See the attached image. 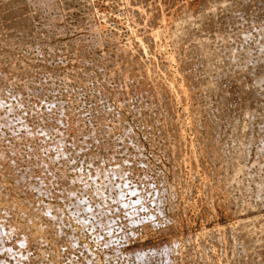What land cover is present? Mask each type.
<instances>
[{
	"label": "rangeland",
	"instance_id": "374dc122",
	"mask_svg": "<svg viewBox=\"0 0 264 264\" xmlns=\"http://www.w3.org/2000/svg\"><path fill=\"white\" fill-rule=\"evenodd\" d=\"M262 21L264 0H0V263L264 264V93L230 76L264 78Z\"/></svg>",
	"mask_w": 264,
	"mask_h": 264
},
{
	"label": "bare ground",
	"instance_id": "6f19581e",
	"mask_svg": "<svg viewBox=\"0 0 264 264\" xmlns=\"http://www.w3.org/2000/svg\"><path fill=\"white\" fill-rule=\"evenodd\" d=\"M225 1H227V0H225ZM229 1H231V0H229ZM234 1H236V0H234ZM244 1H245V0H244ZM222 2H223V1H222ZM243 3H245V2H243ZM223 4H224V3H223ZM250 4H251V3H250ZM217 5H218V4H217ZM221 5H222V4H221ZM239 5H240V4H239ZM147 6H148V5H147ZM218 6H219V5H218ZM216 7H217V6H216ZM219 7H220V6H219ZM249 7H250V6H249ZM137 8H138V7H137ZM205 8H206V7H205ZM214 9H215V8H214ZM252 9H253V8H252ZM151 10H152V9H151ZM193 10H194V9H193ZM230 10H231V8H230ZM232 10H233V9H232ZM153 11H154V10H153ZM194 11H195V10H194ZM207 11H209V10H207ZM217 11H218V9H217ZM181 12H182V11H181ZM233 12H234V11H233ZM239 12H240V11H239ZM198 13H199V12H198ZM190 14H191V13H190ZM202 14H203V13H202ZM202 14H201V15H202ZM205 14H206V13H205ZM228 14H229V13H228ZM236 14H237V13H236ZM198 15L200 16V13H199ZM211 15H212V14H211ZM232 15H233V14H232ZM232 15H231V16H232ZM185 16H186V15H185ZM185 16H184V17H185ZM188 16H189V15H188ZM237 16H238V15H237ZM138 18H139V17H138ZM204 18H205V16H204ZM223 18H224V17H223ZM245 18H246V17H245ZM170 19H171V18H170ZM186 19H187V18H186ZM194 19H195V18H194ZM242 19H243V18H242ZM189 20H190V19H189ZM189 20H188V21H189ZM152 21H153V20H152ZM174 21H175V20H174ZM198 21H199V20H198ZM201 21H202V20H201ZM176 22H177V21H176ZM176 22H175V23H176ZM179 22H180V20H179ZM189 22H190V21H189ZM199 22H200V21H199ZM257 22H258V21H257ZM190 23H191V22H190ZM200 23H201V22H200ZM235 23H236V22H235ZM237 23H238V22H237ZM239 23H240V22H239ZM262 23H264V22L262 21ZM191 24H192V23H191ZM197 24H198V23H197ZM257 24H258V23H257ZM213 25H214V24H213ZM194 26H195V25H194ZM245 26H246V25H245ZM202 27H203V26H202ZM250 27H251V26H250ZM257 27H258V25H257ZM174 28H175V27H174ZM176 28H177V26H176ZM195 28H196V27H195ZM200 28H201V26H200ZM223 28H224V27H223ZM228 28H229V27H228ZM203 29H204V28H203ZM170 30H171V29H170ZM183 30H184V29H183ZM171 31H172V30H171ZM206 31H207V30H206ZM244 31H245V30H244ZM142 32H143V31H142ZM145 32L147 33L146 30H145ZM178 32H179V31H178ZM184 32H185V30H184ZM189 32H190V31H189ZM254 32H255V31H254ZM186 34H187V33H185V35H186ZM213 34H214V33H213ZM240 34H241V33H240ZM244 34H245V33H244ZM244 34H243V36H244ZM246 34H247V33H246ZM246 34H245V35H246ZM180 35H181V34H180ZM185 35H184V36H185ZM187 35H189V34H187ZM250 35H251V34H250ZM261 35H262V34H261ZM261 35H260V36H261ZM143 36H144V35H143ZM215 36H216V35H215ZM153 37H155V36H153ZM181 37H183V35H181ZM185 37H186V36H185ZM241 37H242V36H241ZM248 37H251V36H248ZM263 37H264V36H263ZM148 38H149V37H148ZM148 38H147V39H148ZM228 38H229V37H228ZM174 39H175V38H174ZM188 39H189V37H188ZM188 39H187V40H188ZM241 39H242V38H241ZM256 39H257V38H256ZM190 40H192V38H190ZM224 40H225V39H224ZM230 40H231V39H230ZM244 40H245V38H244ZM253 40H254V38H253ZM257 40H258V39H257ZM227 41H228V40H227ZM237 41H238V40H237ZM195 42H196V41H195ZM195 42H194V43H195ZM224 42H225V41H224ZM232 42L234 43V41H232ZM263 42H264V41H263ZM204 43H205V40H204ZM221 43H222V41H221ZM240 43H241V42H240ZM196 44H197V43H196ZM214 44H215V43H214ZM222 44H223V43H222ZM222 44H221V45H222ZM245 44H246V43H245ZM255 44H256V42L254 43V46H255ZM257 44H258V43H257ZM260 44L262 45L261 42L259 43V45H260ZM174 45H175V44H174ZM174 45H173V46H174ZM240 45H242V43H241ZM252 45H253V44H252ZM259 45H258V46H259ZM179 46H180V44H179ZM184 47H185V46H184ZM200 47H201V46H200ZM239 47H242V46H239ZM243 47H244V44H243ZM243 47H242V48H243ZM259 47H260V46H259ZM219 48H220V47H219ZM244 48H245V50H246V47H244ZM261 48H262V50H261L262 52L260 51L261 53H259V55H257L258 53H257V54L255 53V54H256L257 56H259L258 59L260 58L261 61H262V60H264V49H263L264 47H261ZM250 49H251V48H250ZM259 49H260V48H259ZM205 50H206V49H205ZM235 50H236V49H235ZM241 50H242V49H241ZM243 50H244V49H243ZM252 50H253V49H252ZM201 51H202V50H201ZM211 51H212V50H211ZM231 51H232V50H231ZM233 51H234V50H233ZM246 52L248 53V52H251V51L248 50V51H245V53H246ZM255 52H256V51H255ZM176 53H177V52H176ZM204 53H205V51H204ZM207 53H208V52H207ZM209 53H210V52H209ZM226 53H227V52H226ZM247 53H246V54H247ZM232 54H233V53H232ZM246 54H245V56H243V58L246 57ZM177 55H178V54H177ZM179 55H180V54H179ZM200 55H201V54H200ZM234 55H235V53H234ZM234 55H233V56H234ZM240 55H241V56L243 55L242 52H241V54H239V56H240ZM247 55L249 56V53H248ZM208 56H209V55H208ZM239 56H238V57H239ZM257 56H254L252 61H254V58L256 59ZM177 57H178V56H177ZM198 57H199V56H198ZM228 57H229V56H228ZM234 57H236V56H234ZM249 57H250V56H249ZM204 58H205V57H204ZM236 58H237V57H236ZM188 59H189V58H188ZM232 59H233V58H232ZM247 59H248V58H247ZM247 59H246V60H247ZM258 59H257V60H258ZM260 59H259V60H260ZM184 60H185V59H184ZM190 60H191V59H190ZM58 61H59V60H58ZM212 61H213V60H212ZM233 61H234V60H232L231 62H233ZM237 61H238V60H237ZM240 61H241V60H240ZM244 61H245V60H244ZM249 61H250V60H249ZM193 62H194V61H193ZM231 62H230V63H231ZM234 62H235V61H234ZM245 62H246V61H245ZM197 63H198V62H197ZM204 63H206V62H204ZM256 63H257V62H256ZM262 63H263V62H262ZM233 64H235L234 66H236L237 63H233ZM247 64H248V63H247ZM254 64H255V63H254ZM254 64H252V65H254ZM263 64H264V63H263ZM238 65H239V64H238ZM238 65H237V66H238ZM241 65H242V63H241ZM256 66H257V65H256ZM183 67H184V66H183ZM210 67H212V66H210ZM238 67H239V66H238ZM238 67H235V68H233V69L236 70ZM254 67H255V66H254ZM254 67H253V68H254ZM189 68H190V67H189ZM216 68H217V67H216ZM205 69H206V68H205ZM256 69H258V68H256ZM235 70H232V75H230V76H231V79L238 78V81L236 80L237 83H239V81H240L241 79H243V81L241 80L242 82H240V83H242L241 86L243 85V92H244V94H245L246 96L253 97V99H256V98L258 99L257 96H261V95H257V92H260V93L262 92V93H264V80H263L264 78H263L262 76H261L262 79H261L260 77H259V78H256V77H258V76L255 75V76H256V77H254V78H255V81L252 80V81H254V83H251V82H252L251 80H249V82H248V80H246V79H248V78L244 79V77H243V73H242L243 71H241L240 74L238 73V72H240L241 69H240V70L237 69V70H239L238 72L235 71ZM233 71H234V72H237L238 75H236L237 73H235V74L233 75ZM244 71H245V70H244ZM216 72H217V71H216ZM216 72H215V73H216ZM250 72H251V71H249V73L246 72V73H247V75H246L247 77H249L248 74L252 75L253 72H252V73H250ZM246 73H245V74H246ZM179 74H180V73H179ZM186 74H187V73H186ZM204 74H205V73H204ZM263 74H264V73H263ZM216 75H217V74H216ZM223 75H224V74H223ZM260 75H261V74H260ZM253 76H254V75H253ZM263 76H264V75H263ZM186 77H187V76H186ZM224 77H225V76H224ZM254 78H253V79H254ZM250 79H251V78H250ZM250 81H251V82H250ZM233 82L235 83V80H234ZM250 83H251L252 85H251ZM253 84H254V85H253ZM234 85H235V84H234ZM241 86H239V87L242 88ZM250 86H251V87H250ZM200 87H201V86H200ZM155 88H156V87H155ZM195 88H196V87H195ZM201 88H202V87H201ZM258 88H261V89H258ZM188 90H189V89H188ZM192 90H193V89H192ZM199 90H200V89H199ZM236 90H237V89H236ZM241 90H242V89H241ZM201 91H202V89H201ZM147 92H148V91H147ZM208 92H209V91H208ZM224 92H225V91H224ZM231 92H232V91H231ZM241 92H242V91H241ZM234 93H236V91H235ZM237 93H239V91H237ZM237 93H236V94H237ZM262 93H261V94H262ZM228 94H229V93H228ZM232 94H233V92H232ZM258 94H259V93H258ZM233 95H235V94H233ZM242 95H243V93H242ZM263 95H264V94H263ZM263 95H262V96H263ZM200 96H201V95H200ZM237 96H239V95H237ZM140 97H141V96H140ZM232 97L235 98V96H232ZM239 97H241V96H239ZM242 97H243V96H242ZM150 98H151V97H150ZM247 98H248V97H247ZM236 99H237V98H235V100H236ZM238 99H240V98H238ZM238 99H237V100H238ZM248 99H249V100H248ZM248 99H247V100L250 101L249 103H251V101H252V103H253V99H252V100H251L250 98H248ZM257 99H256V100H257ZM188 100H189V99H188ZM247 100L245 99V103H248ZM150 101H151V100H150ZM231 101H232V99H231ZM233 101H234V100H233ZM237 102H238V101H237ZM241 102H243V100H242ZM151 103H152V102H151ZM229 103H230V102H229ZM238 103H239V102H238ZM245 103H244V104H245ZM252 103H251V104H252ZM254 103H255V100H254ZM254 103H253V104H254ZM214 104H216V103H214ZM19 105H20V104H19ZM163 105H164V104H163ZM166 105H167V104H166ZM246 105H247V104H246ZM249 105H250V104H249ZM249 105H248V106H249ZM208 106H209V105H208ZM248 106H247V107H248ZM250 106L252 107V105H250ZM250 106H249V107H250ZM214 107H215V106H214ZM260 107H261V106H260ZM263 107H264V106H263ZM20 108H21V107H20ZM152 108H153V107H152ZM155 108H156V106H155ZM11 109H12V108H11ZM24 109H25V108H24ZM150 109H151V108H150ZM202 111H203V110H202ZM216 111H217V110H216ZM252 111H253V110H252ZM253 112H254V111H253ZM253 112H252V114H253ZM197 114H198V113H197ZM195 115H196V114H195ZM203 115H205V114H203ZM206 115H207V114H206ZM242 115H243V113H242ZM245 115H246V114H245ZM245 115H244V116H245ZM247 115H248V114H247ZM263 115H264V114H263ZM218 116H219V115H218ZM198 118H199V117H198ZM198 118H197V119H198ZM216 119H217V118H216ZM193 120H194V119H193ZM215 121H216V120H215ZM216 122H217V121H216ZM263 123H264V122H263ZM74 128H75V127H74ZM72 129H73V126H72ZM78 129H79V128H78ZM210 130H211V129H210ZM204 132H205V131H204ZM230 142H231V141H230ZM211 147H212V146H211ZM14 148H15V147H14ZM2 151H3V150H2ZM9 151H10V150H9ZM212 152H213V151H212ZM17 154H18V153H17ZM32 154H33V153H32ZM10 155H11V154H10ZM30 155H31V154H30ZM10 157H11V156H10ZM27 157H28V156H27ZM10 160H12V159H10ZM27 161H29V160L27 159ZM16 162H17V161H16ZM32 162H33V161H32ZM12 163H13V162H12ZM211 163H212V162H211ZM263 163H264V162H263ZM5 164H6V163H5ZM20 164H21V163H20ZM16 165H17V164H16ZM32 165H33V164H32ZM34 165H35V162H34ZM17 168H19V167H17ZM16 170H17V169H16ZM237 170H238V169H237ZM25 172H26V171H25ZM14 173H15V172H14ZM233 173H234V172H233ZM20 174H21V173H20ZM32 174H33V173H32ZM245 174H246V173H245ZM27 175H28V174H27ZM29 175H31V174H29ZM37 176H38V175H37ZM245 176H246V175H245ZM19 177H20V176H19ZM28 177H29V176H28ZM28 177H27V178H28ZM27 178H26V179H27ZM30 178H31V177H30ZM23 179H24V178H23ZM31 179H32V178H31ZM32 180H34V179H32ZM37 180H38V179H37ZM257 180H258V179H257ZM34 181H35V180H34ZM38 181H39V180H38ZM21 182H22V178H21ZM29 182H30V181H29ZM238 182H240V181H238ZM257 182H258V181H257ZM23 183H25V182H23ZM259 183H260V185H261V184H263V181L261 180V182H260V180H259ZM26 184H28V183H26ZM40 184H41V183H40ZM237 184H238V183H237ZM21 185H22V184H21ZM34 185H35V184H34ZM15 186H17V185H15ZM18 186H19V184H18ZM27 186H29V185H27ZM30 186L32 187V184H31ZM30 186H29V187H30ZM37 186H38V185H37ZM241 186H242V185H241ZM255 186H256V185H255ZM261 186H262V185H261ZM2 187H3V186H2ZM21 187H22V186H21ZM244 187H245V186H244ZM244 187H243V188H244ZM259 187H260V186H259ZM27 188H28V187H27ZM245 188H246V187H245ZM256 188H257V187H256ZM35 189H36V188H35ZM35 189H33V190H35ZM46 189H48V188H46ZM257 189H258V188H257ZM260 189H261V188H260ZM30 190H32V188H31ZM36 190H37V189H36ZM39 190H40V189H39ZM44 190H45V188H44ZM247 192H248V190H247ZM226 193H227V192H226ZM229 193H230V192H229ZM259 193H260V191H259ZM5 194H6V193H5ZM94 194H95V192H94ZM227 194H228V193H227ZM258 196H259V194H258ZM263 196H264V195H263ZM99 199H100V198H99ZM20 205H21V204H20ZM15 206H16V205H15ZM0 207H1V206H0ZM11 208H12V206H11ZM27 208H28V207H27ZM6 210H7V209H6ZM17 210H18V209H17ZM31 214H32V213H31ZM0 216H1V215H0ZM30 216H31V215H30ZM38 216H39V215H38ZM3 217H4V216H3ZM37 218H39V217H37ZM44 218H45V217H44ZM37 220H38V219H37ZM30 221H31V220H30ZM32 221H33V220H32ZM241 222H242V221H241ZM0 223H1V222H0ZM39 223H40V222H39ZM235 223H236V222H235ZM235 223H234L235 227H236V226L238 227L239 223H238V224H237V223L235 224ZM244 223H245V222H244ZM240 224H241V223H240ZM248 224H249V223H248ZM245 225H246V224H244V225H240V226H245ZM222 226H223V225H222ZM231 226H232V228H233V225H232V224H231ZM231 226H229L228 228L230 229ZM0 227H1V226H0ZM4 227H6V226H4ZM4 227H3V229H4ZM16 227H17V226H16ZM219 227H220V226L218 225L217 228L219 229ZM237 227L235 228V230H233L234 228H233V229L231 228V229L234 231V234H232V235H234V237H233L234 239H236V235H235V234H236L237 231L239 230ZM217 228H214V230L216 231ZM242 228H243V227H242ZM242 228L240 227V229H242ZM246 228H247V226H246ZM253 228H254V227H253ZM6 229H7V228H6ZM210 229H211V228H210ZM210 229H208V231H210ZM212 229H213V228H212ZM212 229H211V230H212ZM218 229H217L216 232H218V231L220 230V229H219V230H218ZM236 229H237V231H236ZM243 229H244V228H243ZM243 229L241 230L242 232L245 230V229H244V230H243ZM249 229H250V228H249ZM249 229H248V230L246 229L243 233L240 231L241 234L239 233V235H240L239 238H241V240H244L245 238L248 240V239L250 238V237H249ZM18 230H19V229H18ZM18 230H17V231H18ZM69 230H70V229H69ZM205 230H206V229H205ZM225 230H227V229H225ZM54 231H55V230H54ZM71 231H72V230H71ZM202 231H203L204 234H207L206 232H204V230H202ZM206 231H207V230H206ZM208 231H207V232H208ZM215 231H214V232H215ZM251 231H252V230H251ZM197 232H199V231H197ZM211 232H212V231H211ZM229 232H231V230H229ZM229 232H228V233H229ZM26 233H27V232H26ZM67 233H68V231H67ZM219 233H220V232H219ZM219 233L216 234V235L213 234V233H212V234H213V236L215 235V236L219 237V235H220ZM232 233H233V232H232ZM29 234H30V233H29ZM29 234H28V235H29ZM200 234H201V233H200ZM200 234H199V236H200ZM208 234H209V233H208ZM230 234H231V233H230ZM237 234H238V233H237ZM250 234H251V232H250ZM4 235H5V234H4ZM71 235H72V234H71ZM210 235H211V233H210ZM239 235H238V236H239ZM30 236H31V235H30ZM68 236H69V235H68ZM195 236H196V235H195ZM195 236H194V237H195ZM211 236H212V235H211ZM241 236H242V237H241ZM37 237H38V236H37ZM184 237H185V236H184ZM197 237H198V236H197ZM13 238H14V237H13ZM40 238H41V237H40ZM174 238H175V237H174ZM223 238H224V237H223ZM230 238H232V236H231ZM233 238H232V240H234ZM242 238H244V239H242ZM1 239H2V242H3V238H1ZM51 239H52V238H51ZM205 239H206V238H205ZM215 239H216V238H215ZM56 240H57V239H56ZM173 240H174V239H173ZM217 240H218V239H217ZM217 240H216V242H217ZM236 240H237V239H236ZM241 240H240V241H241ZM46 241H47V240H46ZM174 241H175V240H174ZM234 241H235V240H234ZM249 241H250V240H249ZM42 242H43V241H42ZM55 242H56V241H55ZM65 242H66V241H65ZM166 242H167V241H166ZM235 242H236V241H235ZM235 242H234V243H235ZM241 242H243V241H241ZM0 243H1V241H0ZM3 243H4V242H3ZM19 243H20V242H19ZM29 243H30V242H29ZM169 243H171V242L169 241ZM169 243H168V244H169ZM236 243H237V242H236ZM246 243H247V242H246ZM39 244H40V243H39ZM171 244H173V243H171ZM188 244H189V243H187V245H188ZM241 244H243V243H241ZM244 244H245V243H244ZM249 244H250V242H249ZM1 245H2V244H1ZM1 245H0V246H1ZM10 245H11V242H10ZM18 245H19V244H18ZM24 245H25V244H24ZM24 245H23V246H24ZM233 245H235V244H233ZM12 246H13V245H12ZM23 246H22V247H23ZM46 246H47V245H46ZM165 246H166V245H165ZM168 246H169V245H168ZM176 246H177V245H176ZM238 246L241 247L242 245L240 246V245H239V242H238ZM248 246H250V245H248ZM5 247H6V246H5ZM7 247H8V246H7ZM15 247H16V246H15ZM74 247H75V246H74ZM173 247H175V244H174ZM191 247H192V246H191ZM203 247H204V246H203ZM233 247H234V246H233ZM1 248H2V247H1ZM1 248H0V249H1ZM8 248H9V247H8ZM13 248H14V247H13ZM23 248H24V247H23ZM155 248H156V247H155ZM157 248H158V247H157ZM165 248H166V247H165ZM167 248H169V247H167ZM180 248H181V247H180ZM234 248H235V247H234ZM61 249H62V248H61ZM68 249H69V248H68ZM150 249H151V248H150ZM158 249H159V248H158ZM173 249H174V248H173ZM231 249H232V248H231ZM240 249H241V248H240ZM20 250H21V249H20ZM23 250H24V249H23ZM84 250H85V249H84ZM159 250H160V249H159ZM185 250H186V249H185ZM233 250H234V249H233ZM236 250H237V249H236ZM246 250H247V248H246ZM6 251H7V250H6ZM14 251H15V250H14ZM87 251H88V250H87ZM164 251H165V250H164ZM172 251H173V250H172ZM186 251H187V250H186ZM206 251H207V250H206ZM234 251H235V250H234ZM240 251H241V250H240ZM242 251H243V247H242ZM242 251H241V252H242ZM244 251H245V250H244ZM51 252H53V251L51 250ZM56 252H57V251H56ZM78 252H79V251H78ZM80 252H81V251H80ZM159 252H161V250H160ZM39 253H40V252H39ZM49 253H50V252H49ZM84 253H86V252H84ZM87 253H88V252H87ZM161 253H162V252H161ZM170 253H171V252H170ZM237 253H238V252H237ZM18 254H19V253H18ZM56 254H57V253H56ZM68 254H69V252H68ZM173 254H174V253H173ZM243 254H244V253H243ZM9 255H10V254H9ZM20 255H21V253H20ZM42 255H43V254H42ZM158 255H159V253H158ZM167 255H168V254H166V256H167ZM210 255H211V254H210ZM237 255H238V254H237ZM241 255H242V254H241ZM7 256H8V254H7ZM58 256H59V255H58ZM63 256H64V255H63ZM156 256H157V255H156ZM189 256H190V255H189ZM235 256H236V254H235ZM246 256H247V255H246ZM25 257H26V256H25ZM53 257H54V256H53ZM167 257H168V256H167ZM180 257H181V256H180ZM180 257H179V258H180ZM191 257H192V256H191ZM239 257H240V255H239ZM242 257H243V255H242ZM90 258H91V257H90ZM164 258H165V257H164ZM4 259H5V258H4ZM12 259H13V258H12ZM20 259H21V258H20ZM28 259H29V258H28ZM69 259H70V258H69ZM166 259H168V258H165V260H163V261H164V264H165V262H166ZM169 259L171 260V258H169ZM231 259H232V258H231ZM236 259H238V258L236 257ZM241 259H242V258H241ZM245 259H246V257H245ZM1 260H3V259H0V261H1ZM9 260H10V259H9ZM198 260H199V259H198ZM233 260H234V258H233ZM239 260H240V259H239ZM7 261H8V260H6L5 263H7ZM14 261H15V259H14ZM53 261H54V260H53ZM159 261H160V260H159ZM171 261H172V260H171ZM213 261H214V260H213ZM228 261H229V260H228ZM236 261H237V260H236ZM173 262H174V261H173ZM180 262H181V261H180ZM187 262H188V261H187ZM201 262H202V261H201ZM2 263H3V262H2ZM5 263H4V264H5ZM8 263H9V262H8ZM15 263H16V262H15ZM22 263H23V262H22ZM161 263H162V261H161ZM161 263H159V264H161ZM166 263H167V262H166ZM169 263H170V262H169ZM0 264H1V263H0ZM73 264H74V263H73ZM162 264H163V263H162ZM219 264H220V263H219ZM247 264H249V263H247Z\"/></svg>",
	"mask_w": 264,
	"mask_h": 264
}]
</instances>
